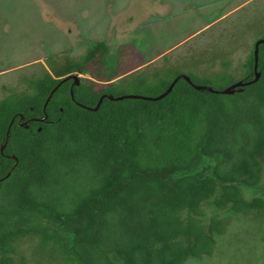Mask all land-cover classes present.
<instances>
[{
    "label": "trees",
    "instance_id": "1",
    "mask_svg": "<svg viewBox=\"0 0 264 264\" xmlns=\"http://www.w3.org/2000/svg\"><path fill=\"white\" fill-rule=\"evenodd\" d=\"M255 41L241 64L244 82L254 76ZM107 54L99 41L77 59L49 57L0 99V147L12 122L0 152V264H14L29 237L66 263L185 264L211 257L230 222L213 215L204 223L203 204L264 221V194L242 192L264 169V44L260 77L241 92L197 91L178 79L159 100L104 98L88 110L127 88L158 96L183 73L166 65L117 79L107 75ZM72 75L73 99L68 79L44 106Z\"/></svg>",
    "mask_w": 264,
    "mask_h": 264
},
{
    "label": "rangeland",
    "instance_id": "2",
    "mask_svg": "<svg viewBox=\"0 0 264 264\" xmlns=\"http://www.w3.org/2000/svg\"><path fill=\"white\" fill-rule=\"evenodd\" d=\"M210 20L214 24L204 30ZM260 38L264 0H0V99L22 90L26 78L46 68L47 58L77 59L99 41L108 48L107 75L117 79L146 78L173 65L201 85L225 88L239 81L241 64ZM242 192L247 200L264 194V169L259 185ZM202 211L204 223L213 215L230 216V222L215 236L211 257L185 264H264L263 220L208 203ZM16 249L14 264H75L41 250L35 237Z\"/></svg>",
    "mask_w": 264,
    "mask_h": 264
},
{
    "label": "water",
    "instance_id": "3",
    "mask_svg": "<svg viewBox=\"0 0 264 264\" xmlns=\"http://www.w3.org/2000/svg\"><path fill=\"white\" fill-rule=\"evenodd\" d=\"M260 44H264V38H260V39L256 40L255 43H254V51H253V56H254L253 75L254 76H253V79L250 80V81L244 82L242 80H239V81H237V82H235V83H233V84H231V85H229V86H227V87H225L223 89L215 90V89H213L210 86L194 84V83H192V81L190 80V78H189L188 75H186V74H179V75H177L173 79V81L170 83V85L168 86V88L163 93H161L160 95H158L156 97H145V96L133 95V94H131V95H122V96H118V97H113L112 95H102L99 98V100H98V102H97V104H96V106L94 108L90 109V108L85 107V106H82V107H84V108H86L88 110L96 111L98 109V107H99L102 99H104V98H107L109 100H115V101H119V100H122V99H143V100L156 101V100H159V99L163 98L164 96H166L172 90L174 84L177 82L178 79L185 80L188 84H190V86L192 88H194L197 91H208V92H211V93H214V94H223V95H232L235 92H241L242 91L241 87L248 86V85H250L252 83H255L259 79V77H260V73L257 71L258 46ZM86 76H89V75L86 74ZM68 79H72V81H73L72 84H71V88H70V96L73 99L72 87L73 86H77L79 84V76L78 75H72L70 77H67V78H64L63 80H61V82L56 87H54L53 90L50 92L49 96L47 97V99L45 101L44 106L47 104V102L49 101L52 93L57 89V87L61 83L67 81ZM22 119L23 118L20 117V120H22ZM43 119H40V121H42ZM35 120H38V119H35ZM11 124H12V122H10V124L7 127L5 142L0 147V152L1 153L3 152V149H4L5 145H6L7 140H8V132H9V129L11 127ZM21 125L24 126V127H27L25 123H22ZM10 158L16 161V157L15 156H10ZM12 169H13V167L10 168V170L8 171V173H7V175L5 177H7L10 174V172L12 171Z\"/></svg>",
    "mask_w": 264,
    "mask_h": 264
},
{
    "label": "crops",
    "instance_id": "4",
    "mask_svg": "<svg viewBox=\"0 0 264 264\" xmlns=\"http://www.w3.org/2000/svg\"><path fill=\"white\" fill-rule=\"evenodd\" d=\"M213 24H214V21H213V20H210L209 25H208L207 27H205L204 30H206L207 28L211 27ZM190 36H191V35H189L188 37L190 38ZM196 36H197V33H196ZM185 39H186V38H185ZM185 39H184V40H185Z\"/></svg>",
    "mask_w": 264,
    "mask_h": 264
},
{
    "label": "flooded vegetation",
    "instance_id": "5",
    "mask_svg": "<svg viewBox=\"0 0 264 264\" xmlns=\"http://www.w3.org/2000/svg\"><path fill=\"white\" fill-rule=\"evenodd\" d=\"M168 18H169V17H167V16H166V17H161V18H160V21H166Z\"/></svg>",
    "mask_w": 264,
    "mask_h": 264
}]
</instances>
